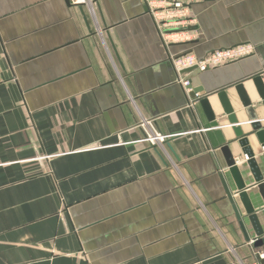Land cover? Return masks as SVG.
Returning a JSON list of instances; mask_svg holds the SVG:
<instances>
[{"label": "crops", "instance_id": "obj_1", "mask_svg": "<svg viewBox=\"0 0 264 264\" xmlns=\"http://www.w3.org/2000/svg\"><path fill=\"white\" fill-rule=\"evenodd\" d=\"M191 11L197 39L164 47L140 0H99L95 19L67 0H0V264L258 260L264 202L216 93L240 123L248 119L235 87L260 102L252 80L264 75V0ZM243 44L252 56L183 73L201 91L187 102L171 60ZM204 99L224 126L214 130L238 161L254 223ZM256 113L264 130V110ZM145 131L165 139L152 148ZM249 146L264 182V145L254 134Z\"/></svg>", "mask_w": 264, "mask_h": 264}, {"label": "built area", "instance_id": "obj_2", "mask_svg": "<svg viewBox=\"0 0 264 264\" xmlns=\"http://www.w3.org/2000/svg\"><path fill=\"white\" fill-rule=\"evenodd\" d=\"M73 8L83 7L90 16L96 18V5L99 0H67ZM146 7L147 13L152 18L160 32V40L164 47L175 44H185L197 39L196 18L191 8L195 4L210 0H140ZM254 47L250 44L234 46L228 49L215 50L206 54L202 58H197L192 54H184L171 60L172 68L177 75V83L190 92V83L181 78L184 72L196 70L207 72L223 66H227L248 58L254 54ZM264 76V75H263ZM197 96V95H196ZM165 139L164 136L154 132L145 131L141 140L150 147L156 146ZM264 151V149H263ZM248 158L245 156L244 161ZM238 162V161H237ZM264 246V236H263ZM264 260V251L258 256L257 261L248 264H260Z\"/></svg>", "mask_w": 264, "mask_h": 264}, {"label": "water", "instance_id": "obj_3", "mask_svg": "<svg viewBox=\"0 0 264 264\" xmlns=\"http://www.w3.org/2000/svg\"><path fill=\"white\" fill-rule=\"evenodd\" d=\"M68 2V1H67ZM69 4V3H68ZM70 5V4H69ZM79 10L82 12V7H78ZM189 71V70H188ZM252 84L256 90V93L258 95V98L260 100L259 103L256 105L251 106L248 97L246 95V92L242 85L236 86L235 91L237 93V96L239 98L240 104L242 108L245 110L247 119L246 121L243 122H238V113L239 110H235L234 107L231 105L229 102V99L226 95L225 92H218L216 93L217 99L221 105L222 112L225 116L226 121L228 122L229 125L232 126V131L234 132L235 138L238 140V144L241 148H243V153L245 156L249 159L247 161L248 168L253 175L254 181L257 183L258 191L261 195V198L263 199L264 202V182L262 179V176L260 174L259 168H258V163L256 160L253 158V153L252 150L249 146L250 142V137L255 134L256 138L260 143L264 145V130H262L261 123L258 122L260 120L256 119V110L259 108H262L264 110V83H263V75H258L252 80ZM191 89V88H188ZM201 92L200 90L196 89H191L190 92L185 96L186 101L188 102L189 100H195L196 95ZM200 105L204 109L205 117L210 125V128L213 129V132L219 136L218 137V142L219 145L222 146V152L225 157V162L226 166L229 170V173L232 175L235 181L236 188L238 190V196L241 202L243 203V206L246 210V213L249 215L250 221L252 223L256 222V215L254 214V210L252 209L249 201H248V195L244 192L245 190V185L241 177V173L238 168V162L234 160V157L232 156L228 146L225 144L224 139L221 137L220 132L214 129L221 128L222 125H219V122L216 120V117L214 113L212 112L210 106L207 103V100H198ZM236 125H244V126H250L251 131L243 133L242 129L240 126ZM224 127V126H222ZM155 149V148H154ZM228 194V197L231 198V196ZM237 219L239 218L238 214L236 213ZM241 225V224H240ZM242 226V225H241ZM260 234V233H259ZM258 234V235H259Z\"/></svg>", "mask_w": 264, "mask_h": 264}]
</instances>
